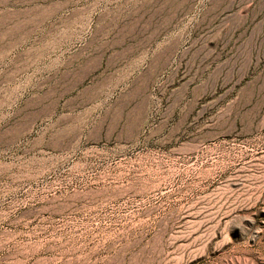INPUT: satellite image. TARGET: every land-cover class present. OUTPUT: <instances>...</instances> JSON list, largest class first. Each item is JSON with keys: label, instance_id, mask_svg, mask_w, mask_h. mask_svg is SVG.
I'll list each match as a JSON object with an SVG mask.
<instances>
[{"label": "rangeland", "instance_id": "obj_1", "mask_svg": "<svg viewBox=\"0 0 264 264\" xmlns=\"http://www.w3.org/2000/svg\"><path fill=\"white\" fill-rule=\"evenodd\" d=\"M0 264H264V0H0Z\"/></svg>", "mask_w": 264, "mask_h": 264}]
</instances>
